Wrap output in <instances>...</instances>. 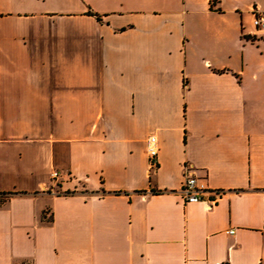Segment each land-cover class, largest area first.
I'll use <instances>...</instances> for the list:
<instances>
[{
    "label": "crops",
    "instance_id": "1",
    "mask_svg": "<svg viewBox=\"0 0 264 264\" xmlns=\"http://www.w3.org/2000/svg\"><path fill=\"white\" fill-rule=\"evenodd\" d=\"M254 10L0 0V264H264ZM186 166L224 191L211 209L183 198Z\"/></svg>",
    "mask_w": 264,
    "mask_h": 264
},
{
    "label": "built area",
    "instance_id": "2",
    "mask_svg": "<svg viewBox=\"0 0 264 264\" xmlns=\"http://www.w3.org/2000/svg\"><path fill=\"white\" fill-rule=\"evenodd\" d=\"M253 24L258 31L264 32V13L254 10ZM146 153L148 156L149 170L154 171L159 165V143L155 135H150L146 139ZM186 173L182 182L181 193L183 198L189 203L204 202L208 208H212L219 198L224 194L222 190L211 191V197L206 196L207 188L198 183L197 177L191 173L188 167H185ZM64 175L60 171L52 173V180L55 187H59ZM56 193H62L56 190ZM67 194V193H65Z\"/></svg>",
    "mask_w": 264,
    "mask_h": 264
},
{
    "label": "trees",
    "instance_id": "3",
    "mask_svg": "<svg viewBox=\"0 0 264 264\" xmlns=\"http://www.w3.org/2000/svg\"><path fill=\"white\" fill-rule=\"evenodd\" d=\"M98 18L100 19V16H98Z\"/></svg>",
    "mask_w": 264,
    "mask_h": 264
}]
</instances>
